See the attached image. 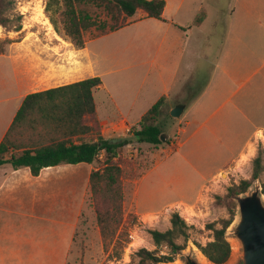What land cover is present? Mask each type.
Wrapping results in <instances>:
<instances>
[{"label":"rangeland","instance_id":"374dc122","mask_svg":"<svg viewBox=\"0 0 264 264\" xmlns=\"http://www.w3.org/2000/svg\"><path fill=\"white\" fill-rule=\"evenodd\" d=\"M10 1L11 5L1 14V19H6L7 24L5 27L0 25V41L22 40L25 35L23 29L36 33L37 27H44L52 33L49 17L55 21L59 30L57 35L68 41L63 35L61 1L49 13L45 11L47 0ZM16 28L19 31H15ZM129 31L134 35L136 33L134 28H129ZM94 37L93 30L83 34L85 42ZM125 37L94 40L88 45L96 55L93 70L102 87V90L94 93V101L99 106L98 115L103 116L101 103L111 110L115 104L110 103L104 88L110 91L122 111L128 106V100L123 97L132 92L137 93L131 119L136 123V118L158 97L157 91L161 88L155 78L158 69H165L164 79L167 80L170 74L169 62L175 58L170 56L169 59L166 55L158 61L153 56L156 51L147 45L149 48L140 51L141 59L135 62L128 58L119 60L116 57L124 52L123 49L136 51L138 47L137 41L124 45L121 41ZM212 37V34H208V44L198 51L203 60L208 59L213 52L215 39L211 40ZM162 60V68H157ZM175 102L166 99L160 108L158 124L162 129L163 141L159 146L134 142L119 152L116 163L122 170V218L112 238L103 240L100 236L89 188V175L100 167L101 154L98 164L76 168L67 165L69 168L61 167L43 177L36 184V202L31 209L25 205L4 210L0 207V264H139L136 252L140 249L156 251V255L165 254V248H155L148 231L164 232L169 229V219L173 212L178 213L189 227L188 241L175 260L165 264H180L181 257L189 252L197 257L200 264H211L201 255L196 245L203 246L211 240V231L206 229L208 225L219 229L223 221L231 218V203L236 204V196L228 199V189L241 181L250 180L252 173L257 170L258 179L251 183L246 193L237 196L258 189L264 204V133L259 134L253 145L246 147L244 155L238 156V161L230 164V160L236 158L241 148L242 139L236 140L229 147H209L204 155L201 151L193 160L205 172L215 171L224 164L229 165L194 199L195 192L181 191L177 185L168 187L161 178L163 173L173 168L174 160L168 159L174 156L171 150L182 138L179 134V129L183 128L182 116L174 119L169 114ZM86 122L91 124L88 118ZM99 127L100 135L108 140L130 136L129 133H123L120 127L116 129L101 125L100 120ZM29 137L36 139V132L31 135L30 130L28 133L21 131L14 140L18 145H26L30 142ZM211 150L215 151V156ZM257 157L259 167L256 169L253 160ZM237 218L236 207V215L226 229L231 255L225 264H240V247L231 235ZM177 243L182 244L183 241L180 239Z\"/></svg>","mask_w":264,"mask_h":264},{"label":"crops","instance_id":"0c3cea01","mask_svg":"<svg viewBox=\"0 0 264 264\" xmlns=\"http://www.w3.org/2000/svg\"><path fill=\"white\" fill-rule=\"evenodd\" d=\"M162 1V20L136 13L127 26L85 42L80 50L53 30L50 33L44 27H37L34 33L23 29L22 40L7 45L0 55V142L27 95L96 77L93 70L96 55L88 45L94 40L126 36L121 42L131 45L137 41V52L123 49L116 57L119 60L141 59L140 51L147 45L156 51L153 56L158 61L166 55L175 58L169 62L167 80L161 66L163 60L157 67L162 69H158L155 77L161 88L153 104L165 97L176 100L173 107L186 105L183 128L179 129L182 138L174 144L171 150L174 156L168 159H173L175 164L161 178L168 187L177 185L181 191L195 192L196 199L219 172L238 161L246 147L264 133V0ZM198 15H203V21L195 26ZM129 28L136 30L135 35ZM208 34L213 35L215 46L209 58L203 60L198 51L208 44ZM104 90L110 103L115 104L111 110L101 103L103 116H100L94 101L100 124L120 127L125 134L137 126L153 105L133 123L137 93L123 97L128 100V106L122 111L110 91ZM188 99L191 101L186 102ZM238 139H242L241 148L229 164L207 173L194 163L201 151L204 155L209 147H229ZM211 152L215 156V151ZM68 166L45 168L37 177H32L27 168L0 167V207L4 210L25 205L31 209L36 202V184L52 171ZM80 166L88 165L71 168Z\"/></svg>","mask_w":264,"mask_h":264},{"label":"trees","instance_id":"16d2710c","mask_svg":"<svg viewBox=\"0 0 264 264\" xmlns=\"http://www.w3.org/2000/svg\"><path fill=\"white\" fill-rule=\"evenodd\" d=\"M62 2L63 35L76 50L84 48L83 34L95 33L96 39L117 31L130 22L136 13L147 18L162 20L164 1L162 0H47L45 11ZM11 5L10 0H0V25L5 27L6 19H1L2 11ZM53 30L58 28L52 17H49ZM203 21L198 15L194 21L197 26ZM15 31H19L16 28ZM59 35V34H58ZM12 41H0V55ZM101 86L98 77L85 79L70 85L36 92L27 95L6 134L0 142V167L12 170L27 168L32 177H37L41 170L59 165H93L98 164L102 154L100 167L89 175V188L96 223L103 240L112 238L119 228L122 218V170L116 163L122 148L136 142L159 146L162 141L161 126L158 115L162 104L161 97L141 117L137 126L131 127L130 136L108 140L99 133V120L96 114L93 93ZM191 101L188 99L187 102ZM87 118L91 121L88 125ZM31 135L36 132V139L28 138L26 145L16 144L14 137L21 131ZM254 168L259 167V158L253 160ZM258 179L255 170L250 180L241 181L237 186L228 189L226 197L231 199L244 194L252 182ZM232 202V201H231ZM236 204L231 203V218L223 221L219 229L208 225L211 240L196 245L198 251L211 264H225L231 255V248L226 238V229L236 215ZM170 228L164 232L149 230L156 249L165 248L164 255H156L140 249L136 252L139 264L172 263L176 256L186 247L189 227L178 213L173 212L169 219ZM182 244H178V240Z\"/></svg>","mask_w":264,"mask_h":264},{"label":"water","instance_id":"95a60500","mask_svg":"<svg viewBox=\"0 0 264 264\" xmlns=\"http://www.w3.org/2000/svg\"><path fill=\"white\" fill-rule=\"evenodd\" d=\"M185 106L183 103L175 105L170 116L179 119ZM160 139L163 141L162 135ZM235 201L238 218L231 235L240 247V264H264V204L258 189L236 196ZM181 258L180 264H200L191 252Z\"/></svg>","mask_w":264,"mask_h":264}]
</instances>
